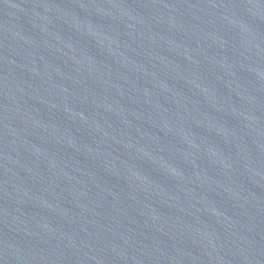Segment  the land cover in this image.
<instances>
[{"label":"water","instance_id":"95a60500","mask_svg":"<svg viewBox=\"0 0 264 264\" xmlns=\"http://www.w3.org/2000/svg\"><path fill=\"white\" fill-rule=\"evenodd\" d=\"M0 264H264V0H0Z\"/></svg>","mask_w":264,"mask_h":264}]
</instances>
